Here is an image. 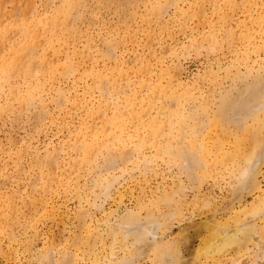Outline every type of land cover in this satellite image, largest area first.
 <instances>
[{"label": "rangeland", "instance_id": "1", "mask_svg": "<svg viewBox=\"0 0 264 264\" xmlns=\"http://www.w3.org/2000/svg\"><path fill=\"white\" fill-rule=\"evenodd\" d=\"M69 1L0 0V63L14 57L21 28L33 30L12 77L0 78V264H118L124 255L151 264L155 248L172 243L185 264H204L195 255L212 223L234 210L246 217L264 197V162L254 183L234 177L244 163L232 158L234 147L248 150L254 137L244 130L238 142H251H225L208 123L225 93L234 101L264 73V0ZM63 5L68 17L50 21ZM240 106L228 116L249 125ZM178 112L205 113L208 166L194 169L193 181L188 164L154 147L189 150L192 122L185 139L178 124L171 131ZM218 145L235 164H218ZM129 212L140 223L133 235L149 217L163 222L152 245L129 251L133 236L116 234Z\"/></svg>", "mask_w": 264, "mask_h": 264}, {"label": "bare ground", "instance_id": "2", "mask_svg": "<svg viewBox=\"0 0 264 264\" xmlns=\"http://www.w3.org/2000/svg\"><path fill=\"white\" fill-rule=\"evenodd\" d=\"M71 1H69V3ZM73 5L75 6V3ZM64 10H65V5H63L60 9L56 10L53 13V15L50 17V21L55 23L57 21V17H59V14H64V17H68L67 15L70 14V11L67 10L65 12ZM41 20H38V21L40 22ZM32 31L33 30H32V27L30 25H27V26H24L23 28H21L23 40L21 42L20 41L18 42L19 44L17 45L16 49L14 50V57L13 58L10 61H3L0 63V78H4L5 76L6 77H12L10 75L11 70L17 65L16 62L19 61V57L17 55L21 56V54L27 48V43H29V42H31V40H33V37H32L33 35L31 33ZM15 56H17L18 58ZM23 68H24V74L25 75L29 74V76H30L31 70L28 67H23ZM15 91H17V90H15ZM237 93H238V95L235 96L236 99L233 97V99H235L234 101L230 100L228 93H225V95L220 98V101H219L218 105L216 106L217 107L216 110H214L213 113H211L210 112L211 110H209V113H211V115L212 114L213 115L211 118L209 117L211 120L209 119L208 123H212L213 126L215 124V127L218 128L217 134H219V133L222 134V136H223L222 140L224 139L225 142H226V139L229 140V139H231V137H234V136H236V137H234L235 138L234 141H236V143L241 142V144H242L243 142H246L247 141L246 139L249 140L250 137L245 138L246 141H239L238 142V139H239L238 136H242L244 130H245V132L249 133L248 135L251 134L254 137L253 143H249V145H248L250 147V148L249 147L247 148L248 150H246L245 145H244L245 148L243 150H241L240 146H238V144H236L234 142L236 144V146L234 147V151L236 153L233 154V156H232V158H233L236 155L237 157L235 156V159L237 158V161H238V158L244 160V161H242L244 163L236 165V167L238 166V168H236V171L238 169V171H237L238 173H237V176H234V177H236L238 179V182L241 180L244 181L246 178H249L250 180H252V183H254V180L257 177L259 166H260V164H262L264 162V139H262V137H260L261 135H264V133H263L264 131L262 132L263 134L260 133L262 127H264V73L258 74L255 78H253L252 82H247V81L244 82L243 88L238 90ZM21 98H23V96ZM206 101H207V99H206ZM235 102H239V103H235ZM238 104H241L242 106H240ZM233 105L234 106L236 105L237 107L240 106L242 108H243V106L246 107L245 109L248 110L247 113L244 112L245 109H242V110H244L243 112L246 113V117L251 119L252 122H250V124H249L250 126L247 124V122H246L247 125L246 124L243 125L242 122H237L239 120H237V121L235 120L237 123L234 122V120L233 121L230 120L231 118H229V116H228V114H229L228 111H231L234 109ZM208 107L209 106L207 104H205L202 108L203 112H206V109ZM240 107H239V109L241 110ZM233 111H235V110H233ZM231 113H234V112L231 111ZM203 114H205V113H202V114L191 113V114L187 115L186 118H184V115L182 116V114L180 112L176 113L175 116H172V114L170 115L171 131H173L172 127H173L174 123L178 124L179 127L176 130L178 133L180 132V137L182 139H185L184 134H186L185 132H184V134L183 133L181 134L184 126H187L188 122H189V124H190V122H192L191 125H189V134H188L189 136L186 137L189 139L188 140V143H189L188 149L189 150H186L184 148V146H180V145L178 147L174 148V147H172V145L171 146H169V145L159 146V145H156V142H154V147H156L155 150H157L156 151L157 154L164 155V156L166 155L170 161L177 162L179 164L184 163V165L181 164V167L182 166L184 167L185 163L188 164L187 165L188 167L185 166L184 168L186 170V173H188L189 179L191 177H193L192 175L194 174V172H193L194 169L203 168L204 165L206 167L208 166V163L205 159V157H206L205 153H208V149H204V148H207V147H205V146H207V144L204 146L203 141H201V139H200L201 134H203L202 130H203V128H205L203 126L205 123L200 120L201 119L200 117ZM171 116H172V118H171ZM174 117H176V119H174ZM198 118H200V119H198ZM206 118H208V117L206 116ZM195 119H198V120H195ZM154 120H157V119H154ZM150 125H152V127ZM150 125L149 126L151 127V133L158 136L157 134H160L161 129H160V127H158L156 121H154V123H151V121H150ZM170 125H168V126H170ZM233 125H235V130L232 128ZM149 126H147V127H149ZM186 129H187V127H186ZM207 129H209V128H207ZM211 131H210L209 135L211 134ZM148 133H149V131H148ZM214 134H213L214 137L211 136L213 140L216 137ZM259 134H261V135H259ZM149 135H150V133H149ZM209 135H207V136H209ZM245 135L248 136L247 133ZM245 135L242 137H245ZM257 136H259L261 138V140L260 139L258 140ZM211 137H209V138H211ZM115 138H116V136H115ZM217 138H221V136L219 137L217 135ZM263 138H264V136H263ZM179 140H181V139H179ZM242 140H244V139H242ZM254 140H255V142H254ZM247 142H251V141H247ZM213 143H215V140ZM178 144H182V141ZM212 145H214V144H211V147H212ZM218 147H219V149L216 147V150H214V153L216 154V156L222 157V158L220 157L221 160H219L220 159L219 158L217 162L219 165H221V167H224V166H226L225 160L230 155V151L228 153H226V151H227L226 150L225 153L221 155L220 146L218 145ZM256 147H258V148H256ZM231 150H233V149H231ZM258 150H259V152H258ZM210 152H211V148H210ZM232 153H234V152H232ZM216 156H215V158H217ZM229 160L234 162V163H232L230 161L232 164L236 163L233 159L229 158ZM189 162H190V164H189ZM112 164H114V163H112ZM210 171H212V170H210ZM191 172H193V173L191 174ZM209 173H207V174H209ZM190 175H191V177H190ZM191 179L193 181V178H191ZM237 179H236V181H237ZM255 187L258 191H260L259 194H261L262 188H260L259 185H256V184H255ZM258 196L261 197L262 195H258ZM170 198L166 196L165 200H169ZM162 200H164V197ZM236 211H238V210L232 211L223 220L212 223V225L208 229V232L210 233L209 236H203L202 239H200V240H202V243L196 252V254H197V255H195L196 261L200 258V256L204 257V260L206 261L204 264H211L210 263L211 261H216V264H238L245 257H247L248 264H258L264 260V241L262 240V237L260 235V232L262 234L264 227L259 226L258 221H256V220H261L264 218V197L259 201L257 206L252 207L246 213V217L241 216V214L236 213ZM150 215H152V214H150ZM126 216H127V219L123 217L120 224L118 223L119 227H117V228L119 230L116 229L115 232L118 231L119 235L122 236V241L125 240L126 242L128 241V237L133 236L132 239H134V240L132 241L133 243H131V245L129 244L131 246L128 249L129 251L139 250L143 246L146 247V246L152 245V241H155V239L157 237V231L159 229H161V227L164 225L163 222H159V219L157 220V218H154V216H152L153 218H150L148 215L150 220L147 221L145 224L143 223L145 226L143 227V225H142V227H140V229L138 228L139 232L133 235V234H131L134 231L133 227H135V226L137 227L138 224H140L138 221L139 219L136 221V218H138V217H136L134 219V217L131 216L130 212ZM121 217L122 216H120V219H121ZM146 219H147V217H146ZM257 226H259L260 230L257 229ZM116 234H117V232H116ZM114 235L115 234L113 233V236ZM206 235H208V233ZM125 241H123V242H125ZM130 242H131V240H130ZM154 243H156V242H154ZM166 244L168 245L169 243H166ZM160 245H162V244H160ZM160 245H158V247L155 248L156 250L154 249L155 250V251H153L154 253L153 252L151 253V254H153L152 258H150L151 264H185V255L182 253L181 250L177 249V246L174 243L169 245V247L167 246V248L162 253H160L161 251L158 250ZM163 245L165 246V244H163ZM124 248L127 249V247H124ZM160 248H161V246H160ZM127 256L124 255L123 259H121V261H119L118 264H128L129 262H133L132 261L133 259L129 258L130 255H127ZM222 257L227 258V259L224 258L225 260H227L226 263L223 261ZM114 263L117 264L116 262H114Z\"/></svg>", "mask_w": 264, "mask_h": 264}, {"label": "water", "instance_id": "3", "mask_svg": "<svg viewBox=\"0 0 264 264\" xmlns=\"http://www.w3.org/2000/svg\"><path fill=\"white\" fill-rule=\"evenodd\" d=\"M264 264V263H263Z\"/></svg>", "mask_w": 264, "mask_h": 264}]
</instances>
